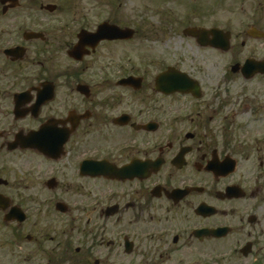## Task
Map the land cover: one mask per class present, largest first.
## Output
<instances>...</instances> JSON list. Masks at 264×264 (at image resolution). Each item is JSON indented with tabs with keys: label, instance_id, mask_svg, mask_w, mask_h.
<instances>
[{
	"label": "flooded vegetation",
	"instance_id": "flooded-vegetation-1",
	"mask_svg": "<svg viewBox=\"0 0 264 264\" xmlns=\"http://www.w3.org/2000/svg\"><path fill=\"white\" fill-rule=\"evenodd\" d=\"M225 251L264 264V0H0V264Z\"/></svg>",
	"mask_w": 264,
	"mask_h": 264
},
{
	"label": "rangeland",
	"instance_id": "rangeland-1",
	"mask_svg": "<svg viewBox=\"0 0 264 264\" xmlns=\"http://www.w3.org/2000/svg\"><path fill=\"white\" fill-rule=\"evenodd\" d=\"M184 258L183 261H181V264H191V256L188 257H174L173 260L166 262V264H174L176 259ZM221 263L220 264H252V262L249 259H239L238 256H234L231 252H221Z\"/></svg>",
	"mask_w": 264,
	"mask_h": 264
}]
</instances>
